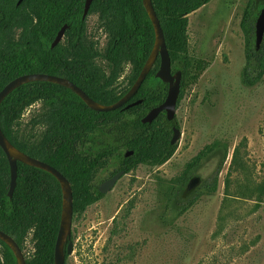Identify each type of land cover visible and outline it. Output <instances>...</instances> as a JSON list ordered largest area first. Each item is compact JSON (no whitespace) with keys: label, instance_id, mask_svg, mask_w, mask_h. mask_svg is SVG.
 <instances>
[{"label":"trees","instance_id":"1","mask_svg":"<svg viewBox=\"0 0 264 264\" xmlns=\"http://www.w3.org/2000/svg\"><path fill=\"white\" fill-rule=\"evenodd\" d=\"M210 0H151L159 19L171 70L181 72L177 105L185 89L196 82L206 65L192 59L188 52V14ZM85 0H0V90L15 77L27 73H47L68 78L93 100L109 105L116 102L133 84L154 44V28L142 0H92L88 13L97 14L99 26L107 36L102 53L87 34V17L82 18ZM264 0H248L240 26L244 35L245 64L241 81L253 86L264 76V34L256 48L255 23ZM36 18V20H34ZM67 24L64 39L51 47L57 31ZM17 34V37L14 35ZM102 56L109 65L106 76L99 73L95 59ZM126 65L130 72L124 86L113 84ZM153 67L137 92L122 106L110 111H95L71 89L48 81H30L11 91L0 103V129L16 149L50 164L69 181L73 197V215L104 195L93 176L104 163L128 173L139 164L161 165L175 152L171 143L175 117L168 120L161 111L151 121L141 118L163 102L167 83L155 76ZM135 100L139 103L126 107ZM42 111L31 118L33 126H43L39 140L19 138L16 126L23 111L35 103ZM176 105V107H177ZM132 151L131 154L125 155ZM220 151L215 171L203 180L199 189L185 199L180 194L192 186L193 177L204 161ZM227 146L219 140L206 145L175 179L170 203L178 215L186 211L200 194L217 189L218 174L226 159ZM106 177V178H107ZM9 164L0 148V229L22 247L31 232L33 251L26 264H54V245L58 233L62 194L58 180L49 172L17 162V179L12 196H8ZM181 200H180V199ZM67 254H65V261ZM0 264H17L10 247L0 239Z\"/></svg>","mask_w":264,"mask_h":264},{"label":"rangeland","instance_id":"2","mask_svg":"<svg viewBox=\"0 0 264 264\" xmlns=\"http://www.w3.org/2000/svg\"><path fill=\"white\" fill-rule=\"evenodd\" d=\"M247 1L210 0L188 14L189 55L206 67L176 107L181 131L176 150L161 165L139 164L124 173L101 199L73 215L66 264H264V76L253 86L241 81L240 22ZM86 24L102 53L107 36L97 14H89ZM95 65L108 74L101 55ZM129 72L126 65L113 84L117 90ZM41 111L40 101L23 111L16 126L19 138L39 140L44 127L33 126L31 118ZM214 140L227 146L217 189L200 194L178 215L169 201L170 191L179 188L175 179ZM219 159L220 151L204 161L193 176L198 180L185 187L181 199L199 189ZM114 167L104 162L94 182L99 185ZM21 249L28 259L31 232Z\"/></svg>","mask_w":264,"mask_h":264},{"label":"water","instance_id":"3","mask_svg":"<svg viewBox=\"0 0 264 264\" xmlns=\"http://www.w3.org/2000/svg\"><path fill=\"white\" fill-rule=\"evenodd\" d=\"M91 2L92 0H85L83 14H82L83 18L86 16ZM142 4L154 28V34H155L154 44L135 81L116 102L109 105L99 103L93 100L87 93H85L75 83H73L68 78L63 76L52 75L47 73H27L15 77L14 79L10 80L8 83L4 85V87L0 90V103L11 91H13L18 86L30 81L41 80V81L56 83L71 89L83 100V102L89 108L95 111H110L122 106L129 99H131V97H133V95L137 92L143 80L145 79V77L153 67V64L155 63L157 57H159V67L155 73V76L159 78L161 81L167 83L168 85L167 94L162 103L151 108L141 118V122L142 123L151 122L161 111H165L168 120L173 119L175 117L176 105H177L178 95L180 92L181 72L180 70H177L175 73H172L171 59L166 47L164 34L159 19L154 11L151 0H142ZM66 28H67V24H63L60 27V29L57 31L54 39L50 44L51 47L55 46L63 38ZM263 34H264V11L261 10L255 23L256 48L260 46V43L263 38ZM139 101L140 100H135L133 102H130L126 105V107L135 105L139 103ZM180 135H181L180 128L177 126H173L170 142L172 144L177 142V140L180 138ZM0 148L5 154L9 164V173H10L9 188H8L9 197L12 196L13 190L16 185L18 161L45 170L50 174H52L58 180L61 187L62 204H61L59 228L54 245L53 260H54V264H66L65 254H70L72 251L71 224L73 219V204H72L73 197H72L71 185L68 179L60 171H58L56 168L46 163L45 161L32 157L27 153L13 147L7 141L1 129H0ZM131 153L132 151H129L125 155H129ZM123 174L124 171L119 170L109 178L104 179L98 185V190L101 193H105L109 191L110 189H112L116 181ZM0 239L10 247L16 258L17 264H26L22 249L12 236H10L9 234L5 233L0 229Z\"/></svg>","mask_w":264,"mask_h":264},{"label":"flooded vegetation","instance_id":"4","mask_svg":"<svg viewBox=\"0 0 264 264\" xmlns=\"http://www.w3.org/2000/svg\"><path fill=\"white\" fill-rule=\"evenodd\" d=\"M19 2H20V0H17V3H19ZM83 8H84V7H83ZM87 13H88V12H87ZM82 14H83V12H82ZM87 16H88V15L86 14L85 17H87ZM85 17H84V18H85ZM82 18H83V17H82ZM34 20H36V18H34ZM14 36L17 37V34H15ZM63 37H64V36H63ZM52 40H53V39H52ZM61 40H62V39H61ZM61 40H60L59 42H61ZM51 42H52V41H51ZM59 42H58V43H59ZM107 178H109V177H107Z\"/></svg>","mask_w":264,"mask_h":264}]
</instances>
